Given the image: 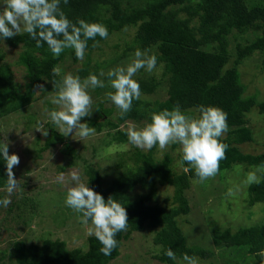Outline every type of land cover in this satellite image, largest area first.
I'll return each instance as SVG.
<instances>
[{
  "label": "trees",
  "instance_id": "trees-1",
  "mask_svg": "<svg viewBox=\"0 0 264 264\" xmlns=\"http://www.w3.org/2000/svg\"><path fill=\"white\" fill-rule=\"evenodd\" d=\"M140 1L143 3L134 4L132 0H68L64 4L61 0V10L73 23L83 19L89 23H101L108 30L106 39L97 36L95 40H88L83 65L73 72V76L83 80L89 74H95L99 78L103 67L93 62V52L113 33L135 27L126 49L147 50L149 55H155L156 65L162 66L168 80L167 98L149 100L146 96L150 97L157 91L159 79L151 75L133 77L140 85L141 96L139 100H133L131 110L121 118L114 104L106 106L101 101L97 104L96 114L88 119L89 127L97 131L106 129L112 136L111 142L122 143L128 138L121 125L129 121L150 123L153 113L171 110L177 104L184 114L192 117L199 115L196 109L201 105L218 107L227 113L229 128L220 138L228 148L226 158L220 162L219 172L232 169L237 163L246 164L248 169L264 163V152L252 153L243 149L245 143L254 140L248 115L256 108L264 113V99H258L256 94H245L246 86L239 69L244 59L255 51L260 50L264 54V3L249 4L247 0ZM234 30L240 33L252 31L256 36L245 45H237V56L230 65L229 36ZM5 40L10 46H21L23 49L19 63L26 69V78L25 83L20 84L11 65L3 61L0 53V117L27 109L40 90L37 85H44L43 92L58 90L54 88L53 81L63 79L61 68L66 59H72L71 63L79 61L72 49L54 57L46 43L36 47V41L27 33ZM94 44L97 46L93 47ZM124 58L123 53L113 62ZM105 78L108 79L107 76L100 79ZM28 120L38 121L34 114H30ZM44 126L48 129V136L40 151L51 148L57 142L65 143L64 136L53 125L48 122ZM65 145L75 157V149ZM126 159L119 163L123 170L108 182L97 165L89 163L85 168L89 188L101 194L105 201L112 196L127 211V231L116 235L118 245L111 255L105 256L100 252L102 245L94 236L87 237L88 246L85 249L70 248L65 240L48 236L42 237L41 242L17 240L12 252L0 250V257H9L12 264H110L120 256L124 241L133 232L148 227L155 230L154 240L160 246V253L155 256L161 262L180 264L184 254L201 261L212 260L215 249L188 244L179 225V217L191 212L187 191L192 187V179L196 178L194 169L185 164L184 167L190 170L177 173L172 167L174 159L171 153L158 160L155 146L147 151L135 146ZM70 163H75L74 158ZM13 173L17 179L14 168ZM6 182V164L0 156V189H6ZM157 183L174 187L173 204L169 207L153 202L158 191ZM136 186L148 187L147 193L133 196L131 191ZM248 193L249 205L264 202V179L249 186ZM15 205L12 202L8 206L7 215L12 214L16 219L25 218L23 211L16 210L29 205L26 199ZM212 239L215 246L241 249L245 251V260L255 258L260 264L256 253L264 249V221L236 231L231 228L214 229ZM168 249L174 251L177 261L165 255Z\"/></svg>",
  "mask_w": 264,
  "mask_h": 264
},
{
  "label": "rangeland",
  "instance_id": "rangeland-1",
  "mask_svg": "<svg viewBox=\"0 0 264 264\" xmlns=\"http://www.w3.org/2000/svg\"><path fill=\"white\" fill-rule=\"evenodd\" d=\"M135 4H142L143 1L132 0ZM249 4L264 3V0H247ZM3 4L0 2V10ZM135 27H129L124 31L113 33L105 42L93 52V62L101 64V70L107 73L110 69L118 66L126 67L134 59L133 50H127L135 32ZM256 34L252 31L240 33L234 30L229 36V49L232 54L229 64L231 65L236 58L237 45H245L249 40L255 38ZM21 46L12 47L5 39H1L0 53L3 55V61L11 65L16 80L20 84L25 83L26 69L19 63V56L22 52ZM124 59L119 62H113L119 55ZM72 59H66L62 65L63 76L73 72L83 65V61L71 63ZM105 65V67H104ZM242 82L246 86V95H257L260 100L264 99V54L257 50L251 56L244 59L239 65ZM100 70V71H101ZM99 71V73H100ZM156 76L160 81V86L153 94L147 95V99L156 100L167 98L168 80L163 74L161 65H156L152 72L141 69L134 76ZM106 76V75H105ZM104 77V76H103ZM102 79L99 76V79ZM106 87L88 89L92 97V114H96L97 104L101 101L106 106L113 103L106 98V93L112 89L108 86V79H104ZM44 86V85H43ZM58 90H38L36 99L27 108L22 111L12 113L5 117H0V144L8 143L9 155L17 154L20 159L18 166H15L17 180L20 181V189L10 197L11 204L16 205L26 199L27 205L34 206L31 209L28 206L17 208L16 211H23L25 218L16 219L12 214L7 215L8 207L0 206V250L12 252L15 241L24 240L26 243L31 241L41 242L42 237L60 238L67 242L70 248H87V229L89 224L81 223L79 216L81 214L72 211L65 204L67 187L75 182L70 179V172L77 171L81 177V182L87 184L86 165L92 163L97 165L105 181L112 180L118 171L123 167L119 166L120 161L127 158L134 145L127 142L112 141V136L105 129L103 131L95 130L90 137L79 140V137L70 134L64 136L65 143L75 149L76 156L66 148L64 142H57L51 148L40 151L39 148L45 143L47 136H43L35 129L40 123L44 125L50 123L59 129L50 121L45 109L59 110V106L52 103L53 97ZM34 114L38 121L30 122L29 115ZM88 117L81 119V123H87ZM249 125L253 130L254 140L245 143L243 149L247 152H264V113L254 109L248 115ZM148 122L129 121L121 125V129L127 131L131 124L136 125L138 129L143 128ZM46 127V126H44ZM143 150V149H142ZM147 151V150H145ZM166 153L173 156L172 167L180 173L184 168L180 167L178 161L181 160L180 145H170L161 150L158 145L155 146L156 159L161 160ZM75 160L71 164L70 160ZM127 160V159H126ZM236 165L241 166L237 171ZM251 167V166H250ZM254 170V167L247 168L244 163L234 164L232 169L224 170L218 173L212 179L204 183H197V178L192 179V187L187 191L191 204V212L179 217V225L183 229L188 244H197L207 248H214L215 255L212 260H198V264H258L255 258L245 260V251L233 250L215 246L212 234L214 229L231 228L233 231L241 227L252 226L264 221V202H257L249 205L248 185L243 183L247 172ZM65 174V183H56L55 178L58 174ZM259 175V174H258ZM88 186V184H87ZM239 187V191L234 196H227L229 188ZM89 187V186H88ZM157 195L153 202H158L169 207L173 204L174 187L157 183ZM148 187L136 186L131 191L133 196L147 193ZM7 196L6 189H0V199ZM155 230L146 227L141 231L133 232L129 239L124 241L121 248V254L110 264H166L161 262L155 255L160 253V246L155 243ZM211 260V262H210ZM182 264V261H180ZM9 257L4 259L0 257V264H12ZM15 264V263H14Z\"/></svg>",
  "mask_w": 264,
  "mask_h": 264
},
{
  "label": "clouds",
  "instance_id": "clouds-1",
  "mask_svg": "<svg viewBox=\"0 0 264 264\" xmlns=\"http://www.w3.org/2000/svg\"><path fill=\"white\" fill-rule=\"evenodd\" d=\"M3 4L0 10V39L12 38L27 33L36 41V47L46 43L54 57H59L66 49H72L78 60L83 61L88 40L108 37V30L101 23H89L79 19L76 23L70 21L61 10V0H0ZM64 4L68 0H63ZM43 42V43H42ZM97 46L96 44L93 47ZM157 58L149 55L147 50L137 49L134 59L126 67L118 66L107 73L100 71L101 77L107 76L108 86L114 89L106 93L119 110L118 115L123 118L132 108L133 100H139L141 90L139 83L133 79L137 72L145 69L152 72L156 68ZM54 88L58 89L52 99L59 110L45 109L50 121L65 137L70 134L79 140L90 137L95 128L88 123H81V119L91 116L93 100L88 89L104 88L105 81L95 74L81 80L71 73L65 75L59 82L53 81ZM40 91L43 85H37ZM98 111V110H97ZM197 117L184 114L177 104L171 110L165 109L151 115V122L138 129L131 124L127 129V138L130 144L143 150H151L154 146L164 150L170 145L179 144L182 158L178 161L184 171H189L185 164L194 169L197 183L214 178L220 171V162L226 158L228 145L221 142V137L228 132L227 113L213 106H199ZM36 131L48 136V129L40 123ZM0 156L6 164L7 196L0 199V206L8 207L10 197L20 189V181L14 177L13 168L20 163L17 154L9 155L8 143L0 144ZM237 171L241 166H235ZM259 174V175H258ZM71 181L75 182L67 187L65 204L72 211L81 214L79 219L83 224H89L87 234L94 236L102 245L100 252L105 256L112 254L118 241L116 235L127 231L128 217L124 206L109 196L107 201L103 196L87 184L81 182L77 171L70 172ZM65 174L56 176V183H65ZM264 179V163L254 166V170L247 172L243 183L251 186L261 183ZM239 187L229 188L227 196H234ZM165 255L173 261L177 256L171 249ZM260 264H264V249L256 253ZM182 264H198V258L184 254Z\"/></svg>",
  "mask_w": 264,
  "mask_h": 264
}]
</instances>
